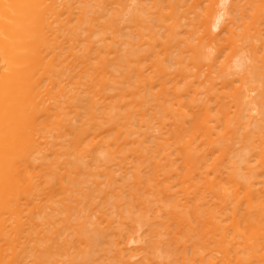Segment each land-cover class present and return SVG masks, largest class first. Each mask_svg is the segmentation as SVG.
I'll use <instances>...</instances> for the list:
<instances>
[{
	"label": "bare ground",
	"instance_id": "bare-ground-1",
	"mask_svg": "<svg viewBox=\"0 0 264 264\" xmlns=\"http://www.w3.org/2000/svg\"><path fill=\"white\" fill-rule=\"evenodd\" d=\"M0 264H264V0H0Z\"/></svg>",
	"mask_w": 264,
	"mask_h": 264
}]
</instances>
